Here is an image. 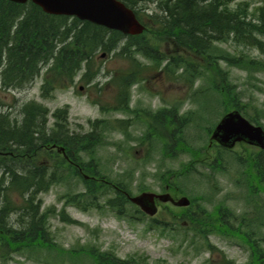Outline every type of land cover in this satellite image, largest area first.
I'll use <instances>...</instances> for the list:
<instances>
[{
  "label": "trees",
  "instance_id": "1",
  "mask_svg": "<svg viewBox=\"0 0 264 264\" xmlns=\"http://www.w3.org/2000/svg\"><path fill=\"white\" fill-rule=\"evenodd\" d=\"M121 1L145 25L141 34L125 35L76 17L47 14L31 1L0 0V88L22 89L42 72L41 95L48 97L57 84L65 87L63 83H71L78 72L89 82L99 71L95 65L96 52L112 53L127 60V68L112 78L118 101L115 108L127 113L124 102L131 95L130 87L141 83L143 88L146 66L137 59L141 54L171 81L182 83L197 108L180 111L176 102L155 110L142 107L144 114L133 111V116L127 113L125 119L88 120L91 130L82 133L69 129L67 107L56 108L51 113L52 123H49L48 107L35 100L20 106V119L0 110V151L7 152L0 154L2 256L11 251L45 250L46 258L70 264L88 258L94 264H142L133 256L120 258L113 251H100L93 245L68 249L54 244L46 227L47 218L53 215V206L41 210L39 198L52 186L61 185L65 187L61 197L80 210L100 208V201L104 199L105 205L118 216L132 218L135 212L141 213L122 193L130 190L128 182L133 179L135 166L125 174L111 176V167L97 155L111 142L107 140V132L120 130L144 150L141 159L147 162L153 159L158 166L156 172L142 175H152L162 185L176 188L178 193H186L178 182L180 178L188 180L191 175H199L206 182L210 178L216 185L218 173L229 174L235 186L233 193L243 209L238 215L227 210L221 217L224 223L213 224V230L209 229V214L203 204L209 198L206 192L199 197L190 195L196 204L193 208L178 213L165 210L182 221L178 234L195 251L206 248L208 236L213 233L250 246V259L242 264H264V149L245 147L250 150L239 153L216 148L212 156L206 152H210L207 137L217 117L232 108L240 110L251 122L264 125V111L243 101V90L230 70L237 68L249 76L264 72V59L254 54L255 51L264 55V0ZM149 3L153 8L147 6ZM168 44L171 49L167 51ZM221 61L227 64L226 69L222 68ZM209 94L216 99L217 116L213 122L203 113L206 101L200 100ZM133 120L138 123V134L127 130ZM189 127L203 134L195 132L190 137ZM192 139L199 143H193ZM49 143H62L71 161L56 159L49 167L46 163ZM111 144L117 150L112 159L119 157L118 154L135 153L136 147L131 143L123 145L113 141ZM181 152L189 153V161L177 169L163 166L166 158ZM142 179L139 191L148 189ZM228 197L229 193L225 194L218 206H224ZM58 214L68 223L78 222L63 209ZM155 222H159L162 231L170 228L166 221L155 219ZM221 264L234 263L224 259Z\"/></svg>",
  "mask_w": 264,
  "mask_h": 264
},
{
  "label": "rangeland",
  "instance_id": "2",
  "mask_svg": "<svg viewBox=\"0 0 264 264\" xmlns=\"http://www.w3.org/2000/svg\"><path fill=\"white\" fill-rule=\"evenodd\" d=\"M147 6L153 8L152 3L147 4ZM166 49L167 51L170 50L171 46L168 44ZM100 53L97 51L95 54V65L98 66L99 72L89 82L82 80L80 78L81 72H78L71 83L64 82L65 87L58 86L57 84L51 95L44 97L41 95L40 90L43 78V73L40 72L31 83H28L22 89L2 90L0 88V110L9 111L12 117L16 116L17 119H20L21 115L18 113L20 106L29 100H35L48 107L49 123H52L51 113L56 108L63 109L67 107L69 129L79 133L91 130L88 120L93 121L100 118L110 120L123 119L125 114L122 111L105 110L110 105L113 106V100H115L116 91L112 78L114 75H118L121 70L127 68V60L112 53L100 57ZM254 54L264 59L263 54L255 51ZM137 59L141 64H145L146 66L143 74V90L140 84L134 85L131 88L132 98L138 99L140 105L154 110L160 106L176 102L180 111L197 108V104L191 103L189 100L188 89L182 83L179 84L169 80L157 68L151 65L149 59L142 57L141 54L137 55ZM221 66L224 69L228 67L224 61H221ZM230 70L234 81L243 90V101L251 103L264 111V72H258L254 76H249L246 72L237 68H231ZM80 86L82 87L81 89H79ZM200 100L206 101L203 102V113L210 118V122H213L217 116V109H214L216 99L209 94L205 97H200ZM134 103L135 100L132 101V104ZM219 118L220 116L216 119L215 123ZM133 122L138 125L136 121L133 120ZM195 132L203 134L202 131L195 130L192 127L187 129L190 137ZM133 133L138 134V128ZM107 135V140L111 142L98 151L99 154L97 155H101V159L106 166L111 167L113 165L111 167V176L121 172L125 174L128 168H133L126 160V155L118 154L119 157H116L115 161L109 165L107 161L112 159L111 156L117 153L116 146L111 143L115 141L124 145L126 139L120 130L109 131ZM192 142L199 143V140L192 139ZM134 145H137V143ZM135 147L139 148L138 146ZM245 149L250 150V148L240 146V143H236L233 148L234 151L239 150L243 153ZM206 152L207 155H213V150ZM134 155L139 157L142 155V151L140 150L138 153H134ZM189 159V153L181 152L176 157L166 158L163 166L177 169L181 163H186ZM133 166H135L133 179H130L128 182L129 193L131 195L140 192L138 184L139 181L141 182V178H143L142 182L148 186V189L143 191L153 193L168 192V190H163L164 185L159 180H156L152 175H148L157 171L158 166H156L154 161L141 164L139 160H134ZM143 172L148 174L142 175ZM217 175V180L222 188L220 195H223L226 189L232 187L227 181L229 174L218 173ZM178 182L184 187L186 193H177L176 197L180 195L190 197L191 194H195L193 197H199V195L209 191L206 181L199 175H191L188 180L180 178ZM166 187L164 186V188ZM169 189L171 191L170 194L173 196L175 194L173 190H176V188L170 187ZM64 190L65 187L54 185L47 192L39 195L41 210L45 207L53 206V215L49 216L46 221V227L51 233L47 232L48 236L51 237L54 244L64 248L70 249L71 246L93 245L100 251H113L120 258L133 256L142 264H209L207 260L217 264L221 261L222 254L234 260L236 264L249 260L250 249L230 238L211 236L210 243L217 248L214 252L209 251V249L197 252L193 247L186 246V240H182V236L178 234V228L182 221L178 217L174 219L171 216L172 213L166 210L178 213L187 207H176L171 203L160 202L158 198H155L158 210L154 216L135 212L134 217L129 219L116 215L113 210L103 204L100 208L80 210L68 204L66 199L61 197ZM226 205L234 208L235 202L233 200L226 201ZM127 207L130 208L129 205ZM62 209L68 217L78 222L68 223L62 220L58 214ZM14 218L15 216L11 220ZM155 219L166 221L170 228L167 227L162 231L159 222H155ZM58 261L53 260L52 257L50 259L46 258L45 250L34 253H28L24 250L11 251L5 257L0 252V264H70L65 261ZM81 261L77 264H94L90 258Z\"/></svg>",
  "mask_w": 264,
  "mask_h": 264
},
{
  "label": "water",
  "instance_id": "3",
  "mask_svg": "<svg viewBox=\"0 0 264 264\" xmlns=\"http://www.w3.org/2000/svg\"><path fill=\"white\" fill-rule=\"evenodd\" d=\"M23 3L27 0H11ZM43 11L51 14L76 16L81 20L115 29L125 34H139L144 25L137 19L134 11L120 0H31ZM102 54L101 56H103ZM211 138L225 146H232L236 141L244 140L250 144L264 147V130L260 125L251 123L237 109L225 113L215 125ZM170 200L176 205H187L189 199L181 196L177 200L169 193L154 194L141 192L129 199L139 205L149 215L156 212L154 198Z\"/></svg>",
  "mask_w": 264,
  "mask_h": 264
},
{
  "label": "flooded vegetation",
  "instance_id": "4",
  "mask_svg": "<svg viewBox=\"0 0 264 264\" xmlns=\"http://www.w3.org/2000/svg\"><path fill=\"white\" fill-rule=\"evenodd\" d=\"M132 98V97H131ZM127 110L128 111H137L139 115L143 114L144 112L141 111L140 105L137 101H135L134 104H132V101L130 100L127 104ZM50 131V130H49ZM61 144L54 145L52 143L48 144L47 149V160L46 163L50 167L55 163V160L58 159L59 161H64V158L66 159V156L64 155V149L60 148ZM144 150L142 149V156L140 158H134L136 161H140L141 164H147V161L145 159H141L143 157ZM64 157V158H63ZM153 159H150L148 162H153ZM155 162V161H154ZM212 209V207H211ZM221 210H217V213H220ZM212 251L215 249L210 248Z\"/></svg>",
  "mask_w": 264,
  "mask_h": 264
},
{
  "label": "bare ground",
  "instance_id": "5",
  "mask_svg": "<svg viewBox=\"0 0 264 264\" xmlns=\"http://www.w3.org/2000/svg\"><path fill=\"white\" fill-rule=\"evenodd\" d=\"M10 1V0H9Z\"/></svg>",
  "mask_w": 264,
  "mask_h": 264
}]
</instances>
